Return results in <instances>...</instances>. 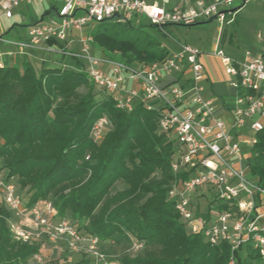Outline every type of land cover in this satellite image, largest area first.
Wrapping results in <instances>:
<instances>
[{
  "label": "trees",
  "instance_id": "trees-1",
  "mask_svg": "<svg viewBox=\"0 0 264 264\" xmlns=\"http://www.w3.org/2000/svg\"><path fill=\"white\" fill-rule=\"evenodd\" d=\"M55 11L50 4L40 20ZM145 26L135 15L113 16L97 21L89 34L103 53L114 51L126 64L164 59L165 34L149 21L153 33ZM61 56L70 66L36 69L24 59L0 67V173L30 192L26 205L53 199L58 216L97 236L120 264H228L230 257L234 264H264L249 244L231 251L225 242L210 245L190 232L167 197L177 176L170 168L176 143L159 130L156 112L142 104L120 110L110 95L94 99L100 91L83 62ZM100 118L107 123L96 142L91 127ZM246 163L264 186V131L256 133ZM11 218L0 198V264H28L40 247L14 241ZM133 242L142 247L128 253ZM43 264L70 263L57 252Z\"/></svg>",
  "mask_w": 264,
  "mask_h": 264
},
{
  "label": "built area",
  "instance_id": "built-area-1",
  "mask_svg": "<svg viewBox=\"0 0 264 264\" xmlns=\"http://www.w3.org/2000/svg\"><path fill=\"white\" fill-rule=\"evenodd\" d=\"M32 1L55 5V14L28 25L26 41L9 42L0 34V44H14L19 54L38 50L76 57L83 62L88 81L103 96L110 95L116 108L129 112L142 104L156 112L159 130L176 143L170 168L177 176L167 197L187 228L210 245L227 243L231 251L249 244L264 258V186L250 174L246 163L256 133L264 131V44L261 53L246 50L236 59L221 51L202 53L188 43L173 41L164 59L129 65L91 52L89 34L79 37L77 50L71 48L73 39H68L88 21L113 16L120 21L144 16L165 36V25H190L213 18L223 21L229 16L228 22L236 11L228 9L234 0H0V18H11L14 8ZM257 37L262 38L260 33ZM2 55L10 57L13 51L0 52V67L5 64ZM204 56L220 61L234 89L231 98L220 101L222 116L217 115L215 99L205 96ZM116 91L120 98L114 95ZM254 115L258 117L252 119ZM106 123V118H100L93 124L94 141ZM0 198L12 214L8 225L14 241L43 238L53 246L64 245L83 254L88 264H120L115 255L99 249L97 236L58 216L53 199L27 206L15 184L1 173ZM23 217H28V227L18 222ZM141 247L133 242L130 250ZM33 259L41 261L42 257L38 253ZM228 264H234L232 257Z\"/></svg>",
  "mask_w": 264,
  "mask_h": 264
},
{
  "label": "rangeland",
  "instance_id": "rangeland-1",
  "mask_svg": "<svg viewBox=\"0 0 264 264\" xmlns=\"http://www.w3.org/2000/svg\"><path fill=\"white\" fill-rule=\"evenodd\" d=\"M151 1V0H146ZM50 7L49 2L32 1L29 4L21 3L18 7L13 9V16L11 18H0V34L6 41L13 42L14 40L26 41V33L28 25L33 20H40L42 14L46 9ZM237 8L231 16V20L227 22L229 16L219 21L217 18H213L210 21L203 20L205 22L196 23L193 25H165L164 30L168 36H164V42L171 48H173V41L188 43L197 48L202 53H212L214 51H221L224 55L241 59L244 51L250 50L252 52L261 53L264 44V0H234L228 9ZM81 13H78L80 15ZM53 15H46L44 18L52 17ZM137 20L146 25L144 28L153 33V28L148 26V20L144 16H137ZM96 24L95 21H88L80 30L72 31L68 36V39H73L71 48L77 50L80 48L78 39L80 36L89 34L90 29ZM260 33L262 38H258L257 34ZM90 35V34H89ZM6 50L13 51L12 56L2 55V60L8 63H15L19 65L24 59L31 61L36 69L43 67H59L70 66L71 61L61 55L54 53H46L44 51H29L23 54L17 53V47L14 44L1 43L0 52ZM91 52L100 53V55L116 58L117 53H103L96 45L91 43ZM213 71L220 76L224 75V66L220 61L215 59L211 62ZM79 92H83V88L78 89ZM114 95L120 98L119 92H114ZM205 96L214 98L213 94L206 93ZM103 97V94L99 92L95 95L94 99L99 100ZM232 97V95H231ZM258 116L254 115L252 119H256ZM102 132L98 135L96 142L102 139ZM14 181V180H13ZM15 182V181H14ZM16 184V183H15ZM16 186V185H15ZM23 199L26 201L30 195L27 189L20 190ZM204 202V201H203ZM66 219H69L66 215ZM18 222L24 227L29 226L28 217H23ZM40 247L39 254L41 255V261L34 259L29 260L28 264H43L49 257L54 256L57 252L60 253L61 258L70 264H75L81 257H85L83 254L73 252L66 249L64 245L53 246L48 244L43 238L37 240ZM101 251L108 253V245L103 243L99 245ZM128 253H135L129 250ZM109 254V253H108ZM119 262L118 258L116 257Z\"/></svg>",
  "mask_w": 264,
  "mask_h": 264
},
{
  "label": "crops",
  "instance_id": "crops-1",
  "mask_svg": "<svg viewBox=\"0 0 264 264\" xmlns=\"http://www.w3.org/2000/svg\"><path fill=\"white\" fill-rule=\"evenodd\" d=\"M29 51H34V50H28V52ZM95 54L100 55V53H95ZM214 60L215 58L213 57H206V56L202 57V61L205 65L207 72V78L203 82V86L205 88V94L206 93L213 94L214 99L218 106L217 115L222 116L223 113L220 110V101L231 98V95L234 94V89L229 86V80L225 75L220 76L218 74H215L211 65V62ZM129 84L132 85L133 83L131 82Z\"/></svg>",
  "mask_w": 264,
  "mask_h": 264
},
{
  "label": "water",
  "instance_id": "water-1",
  "mask_svg": "<svg viewBox=\"0 0 264 264\" xmlns=\"http://www.w3.org/2000/svg\"><path fill=\"white\" fill-rule=\"evenodd\" d=\"M211 19H209V21H210ZM201 22H205V21H201ZM201 22H197V23H201Z\"/></svg>",
  "mask_w": 264,
  "mask_h": 264
}]
</instances>
